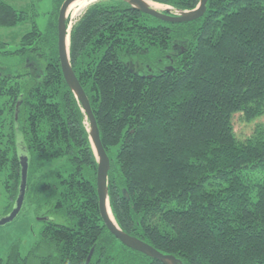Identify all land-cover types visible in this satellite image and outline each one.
Instances as JSON below:
<instances>
[{"label": "trees", "instance_id": "1", "mask_svg": "<svg viewBox=\"0 0 264 264\" xmlns=\"http://www.w3.org/2000/svg\"><path fill=\"white\" fill-rule=\"evenodd\" d=\"M55 1L44 29L33 19L14 47L0 38V57L15 59L0 61L6 213L19 192L22 142L30 158L22 210L52 218L37 221L31 250L15 244L0 264H85L92 250L89 264H164L122 243L100 216L98 161L62 71L64 0ZM155 1L193 9L200 0ZM28 16L0 0V26ZM70 57L111 159L120 227L183 264H264V125L241 140L233 124L238 112L264 115V0H209L201 18L181 23L99 0L73 22ZM39 59L44 72H30Z\"/></svg>", "mask_w": 264, "mask_h": 264}, {"label": "water", "instance_id": "2", "mask_svg": "<svg viewBox=\"0 0 264 264\" xmlns=\"http://www.w3.org/2000/svg\"><path fill=\"white\" fill-rule=\"evenodd\" d=\"M77 0H64L60 6L58 13V52L60 63L64 77L74 92L75 96L81 103L82 109L86 115L88 130L90 134V140L97 157L98 170H97V193L100 216L108 228V230L116 236L122 243L128 247L138 250L142 253L153 257L154 259L162 261L164 264H183L182 260L176 257L174 254L165 253L160 249L154 247L147 241L132 235L123 230L118 224L114 214L115 220L111 216L110 209L111 201L109 194V172L111 169V159L107 153V150L103 144L98 120L91 105L88 94L86 93L83 85L81 84L71 62L70 57V34L73 26V22L69 20L70 6ZM99 1V0H95ZM135 9H138L144 13L155 16L164 21L181 23L193 21L201 18L206 10L209 0H200L198 5L193 9H178L171 5L165 9H158L150 4V0H123ZM34 73V72H33ZM19 119V108L16 109V121ZM19 161L21 164V182L19 186V192L12 208L0 218V225H4L16 219L21 213L26 193L28 189V175H29V154L24 144L19 143ZM124 194L128 198L129 195L124 189ZM113 212V211H112ZM39 220L48 221L49 216L39 217ZM93 250L87 258L85 264H89L91 260Z\"/></svg>", "mask_w": 264, "mask_h": 264}, {"label": "rangeland", "instance_id": "3", "mask_svg": "<svg viewBox=\"0 0 264 264\" xmlns=\"http://www.w3.org/2000/svg\"><path fill=\"white\" fill-rule=\"evenodd\" d=\"M13 4L20 10H25L29 13V19L16 27L0 26V38L10 42V46H15L20 36L31 28L32 20L34 19L41 29L45 28L49 15L55 9V0H5ZM156 3L158 9H165L168 4L161 3L155 0H150ZM155 5V4H154ZM153 5V6H154ZM88 8H83L75 16L69 12V20L74 22ZM36 15L31 19L32 15ZM3 63H13L15 59L8 57H0ZM235 132L239 139L244 140L250 137L258 126L264 125V115L253 120L247 121L243 118L242 113L238 112L233 117ZM8 168L0 172V218L6 214L7 207L11 203L8 181ZM36 218V219H35ZM38 217H33L26 210L21 213L13 221L0 225V255L6 259L15 244L21 245L22 252L27 253L31 250L35 240L39 238L41 224L37 222ZM34 264H39L38 260H32ZM31 261V264L33 262Z\"/></svg>", "mask_w": 264, "mask_h": 264}, {"label": "bare ground", "instance_id": "4", "mask_svg": "<svg viewBox=\"0 0 264 264\" xmlns=\"http://www.w3.org/2000/svg\"><path fill=\"white\" fill-rule=\"evenodd\" d=\"M95 0H77L75 1L71 6H70V10L71 12L73 13V15L75 16L78 12H80L83 8L89 6L90 4L94 3ZM150 4L154 5L155 7L156 4H160V3H156V2H153V1H149ZM110 212H111V216L112 218L115 220L114 216H113V212L111 211L110 209Z\"/></svg>", "mask_w": 264, "mask_h": 264}, {"label": "flooded vegetation", "instance_id": "5", "mask_svg": "<svg viewBox=\"0 0 264 264\" xmlns=\"http://www.w3.org/2000/svg\"><path fill=\"white\" fill-rule=\"evenodd\" d=\"M63 3V2H62ZM41 57V56H40ZM43 65H45L44 61L39 59L38 62L35 60H32L31 62L28 63V68L30 70V72H36L37 74L40 72H44V70H42L41 68H45L43 67ZM39 217H46V215H41V216H37ZM50 217V216H49ZM51 218V217H50ZM50 220V219H49ZM37 221L41 222L42 220L37 219ZM45 221V220H44Z\"/></svg>", "mask_w": 264, "mask_h": 264}]
</instances>
